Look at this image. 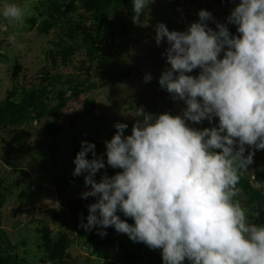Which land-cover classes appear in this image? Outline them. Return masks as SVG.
<instances>
[{
  "label": "rangeland",
  "instance_id": "1",
  "mask_svg": "<svg viewBox=\"0 0 264 264\" xmlns=\"http://www.w3.org/2000/svg\"><path fill=\"white\" fill-rule=\"evenodd\" d=\"M5 2L0 0V7ZM7 2L27 13L22 22L0 15V57L6 58H0V264H163L160 249L133 242L114 227L89 243V231L80 227L81 214L87 223V205L96 198H81L88 187L83 175L73 176V161L81 141L94 143L97 155L104 154V141L115 134L116 122L127 123L125 135H130L137 108L182 114L184 102L173 100L159 85L161 73L170 65L162 55L168 45L165 41L157 46L155 28L162 22L170 31H185L199 19L201 9L225 23L233 0H154L137 19L129 13L132 0H118L108 9L104 33L98 36L103 42L92 57L84 42L98 31L87 0ZM208 23L215 29V23ZM10 36H15L14 42ZM148 72L153 79L145 83ZM13 89L15 109L5 104ZM26 93L33 97L22 107ZM216 124L218 118L213 124L205 120L192 126ZM262 152L255 151L238 184L236 199L247 209L250 223L256 219L252 194L258 188L255 177L262 167ZM105 171L111 176L121 170L106 165L96 175L98 182ZM62 238L68 242L64 258L52 262Z\"/></svg>",
  "mask_w": 264,
  "mask_h": 264
},
{
  "label": "clouds",
  "instance_id": "2",
  "mask_svg": "<svg viewBox=\"0 0 264 264\" xmlns=\"http://www.w3.org/2000/svg\"><path fill=\"white\" fill-rule=\"evenodd\" d=\"M153 2L132 0L134 19ZM26 13L7 0L0 7L9 21L22 22ZM198 17L185 31L162 22L155 28L157 46L168 45L162 55L170 65L159 85L184 102L182 114L137 108L131 134L125 135L127 123L116 122L101 155L94 143L81 141L73 176H84L88 190L81 198L96 202L87 205V223L81 214L80 227L98 228L101 237L114 227L160 249L163 264H264V224L250 223L236 199L241 172L264 150V0H239L225 23L206 9ZM143 79L149 83L153 75ZM214 118L215 126H192ZM106 165L121 171H105L98 182Z\"/></svg>",
  "mask_w": 264,
  "mask_h": 264
},
{
  "label": "trees",
  "instance_id": "3",
  "mask_svg": "<svg viewBox=\"0 0 264 264\" xmlns=\"http://www.w3.org/2000/svg\"><path fill=\"white\" fill-rule=\"evenodd\" d=\"M238 3H239V0H233L231 4V8L233 9ZM117 4H118V0H87L86 8L88 11L92 13V21H93L94 27L98 31L97 36L95 37L91 36V38L86 39L84 42L85 47H86V53L89 57H92L95 55L96 47H98V45H100L103 42L101 38H98V36H101L104 33V28L107 23L108 9L112 5H117ZM129 13L132 17H134V13L132 12V7L129 8ZM229 30L233 34H238L236 31L235 25L233 27H230ZM46 31L47 30L44 27H42L41 33H45ZM0 58L3 61L6 60V58H3V57H0ZM6 63L8 65L10 64L9 61H6ZM12 70H13V78H14V76L16 75L15 69L13 68ZM15 95H17V93H16V90L13 89L12 92L7 96L5 100V104L8 107L13 108V109L16 108L13 102ZM32 97H33V94H30V93L23 94L21 98V106L23 107L27 105L28 100L32 99ZM1 114H2V110L0 108V116ZM55 116L56 118L60 117L57 113H55ZM16 146L20 147V143L17 142ZM44 158L47 159V156H44ZM261 161H262V167H261L260 173L255 177V183L258 185V188L252 194V209L254 213L256 214V219L254 223L257 225L264 224V150L262 152ZM72 210H73V213H76L75 209H72ZM97 233H98L97 228L88 232L89 243L95 242ZM67 243L68 242L65 238H62L59 241L53 255L50 257V260L52 262L61 261L64 258L65 251L68 246Z\"/></svg>",
  "mask_w": 264,
  "mask_h": 264
}]
</instances>
